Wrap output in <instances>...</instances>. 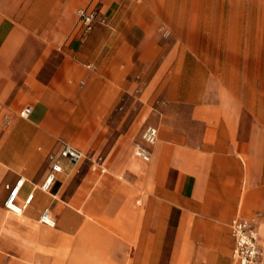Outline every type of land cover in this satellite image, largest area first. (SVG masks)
Returning <instances> with one entry per match:
<instances>
[{"label":"crops","instance_id":"obj_1","mask_svg":"<svg viewBox=\"0 0 264 264\" xmlns=\"http://www.w3.org/2000/svg\"><path fill=\"white\" fill-rule=\"evenodd\" d=\"M62 140L106 171L65 159L45 192ZM235 218L264 252V0H0V264H236Z\"/></svg>","mask_w":264,"mask_h":264},{"label":"built area","instance_id":"obj_2","mask_svg":"<svg viewBox=\"0 0 264 264\" xmlns=\"http://www.w3.org/2000/svg\"><path fill=\"white\" fill-rule=\"evenodd\" d=\"M79 28L82 37L88 35L98 24H107V15L101 12L98 7L78 10ZM30 107H25L21 112L22 116H28ZM159 138V130L153 125L146 126L141 133V137L134 143L135 154L144 159H150L153 155V148ZM69 160L72 164H77L83 160H89L91 168L95 171L105 172L104 159L99 156H88L83 151L77 149L67 141H60L58 149L48 155L49 168L39 189L51 192L58 180L59 174L63 171V160ZM24 179L20 178L14 185H6L9 190L5 201V208L15 214H23L33 203L35 190L20 199L21 189ZM39 222L49 227H55L57 221L50 207L42 210ZM232 234L235 239L233 259L236 264H264V252L260 247V238L255 226L242 218H235L231 222Z\"/></svg>","mask_w":264,"mask_h":264},{"label":"rangeland","instance_id":"obj_3","mask_svg":"<svg viewBox=\"0 0 264 264\" xmlns=\"http://www.w3.org/2000/svg\"><path fill=\"white\" fill-rule=\"evenodd\" d=\"M134 112H135V110H134ZM130 116H133V113H132ZM89 163H90V161H89ZM88 165H89L88 162H87V163H84V164H82V165H78V166L75 168L77 174H80L81 172L86 171V170L88 169V167H89ZM79 172H80V173H79ZM4 205H5V204H4ZM56 216H57V220H58V218H59V214H56ZM57 226H58V225H57Z\"/></svg>","mask_w":264,"mask_h":264}]
</instances>
